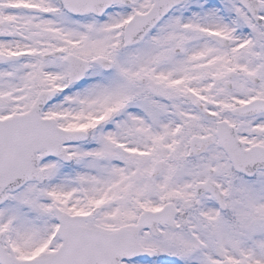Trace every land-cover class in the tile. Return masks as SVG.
<instances>
[{
  "label": "snow or ice",
  "instance_id": "6c2138e0",
  "mask_svg": "<svg viewBox=\"0 0 264 264\" xmlns=\"http://www.w3.org/2000/svg\"><path fill=\"white\" fill-rule=\"evenodd\" d=\"M0 264H264V0H0Z\"/></svg>",
  "mask_w": 264,
  "mask_h": 264
}]
</instances>
